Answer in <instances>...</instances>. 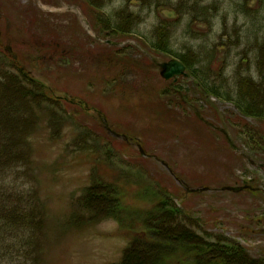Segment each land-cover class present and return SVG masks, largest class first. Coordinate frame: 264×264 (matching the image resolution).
<instances>
[{
  "label": "rangeland",
  "instance_id": "rangeland-1",
  "mask_svg": "<svg viewBox=\"0 0 264 264\" xmlns=\"http://www.w3.org/2000/svg\"><path fill=\"white\" fill-rule=\"evenodd\" d=\"M181 57L206 59L226 100L163 78ZM0 77V124L30 134L17 181L45 218L35 264H154L136 214L166 201L173 236L264 256V151L233 123L264 127L233 101L264 112V0H0ZM245 181L257 193L222 189Z\"/></svg>",
  "mask_w": 264,
  "mask_h": 264
},
{
  "label": "trees",
  "instance_id": "trees-1",
  "mask_svg": "<svg viewBox=\"0 0 264 264\" xmlns=\"http://www.w3.org/2000/svg\"><path fill=\"white\" fill-rule=\"evenodd\" d=\"M152 47L159 50L158 45L154 43ZM180 59L187 66L188 76L196 80L195 90L201 95L209 96L210 94L218 95L222 93L220 92L222 87H218L215 80V76L218 75L216 73L219 72L212 70L208 73L206 69H201V67L207 68V65H204L207 63L206 59H198L197 62H206L201 65H196L197 62L191 63L185 57ZM189 59L191 60V58ZM134 63L130 66H133L134 69L138 68L137 63ZM26 77L32 80L31 77ZM41 85L44 86L43 84ZM44 90L47 92V97H53L46 88ZM240 91L241 93L245 92V88L241 87ZM176 95L178 100L183 103H189L185 95ZM241 100L242 97H239L233 101L242 115L252 116L255 119H261V121L264 120L262 119L264 118L263 111L257 110V107L254 108L249 104L244 105ZM233 123L236 126L241 125L240 128L247 135L248 142L254 146V149L264 151V127H261V124L260 127H256V125L241 119L240 116ZM27 134L19 135L17 140L9 139V135L12 134L2 123L0 124V264H35L34 261L37 258L35 225L39 228L38 224L45 221L36 198L34 199L32 194H26L22 189H18L20 186L17 181L19 172L26 163L32 161V154L22 149V147L26 148L28 143L30 134ZM93 180L95 181H92V184L87 186L85 193L78 199V205L83 202L81 206L82 212L91 213L84 206L86 205L85 198L91 193L92 188L100 186L95 178ZM251 190L253 193L258 191L257 188H251ZM110 197L115 201L116 209L113 217H118L117 214H121L122 210L120 191L118 190L115 194L111 192ZM166 203L167 201L158 203L151 208L149 213L145 211L143 214H136L140 224L142 223L143 225V231L137 232L133 236L134 242L132 244L143 243L144 245H151L152 247L150 248L157 251L154 264H264L263 255L255 257L250 255L247 249L245 250L247 253L244 254L239 244H226L219 239L215 242L198 243L186 240L183 237L173 236L174 234L169 231L176 230V227H173L166 216L161 214L165 208L163 204ZM75 215L77 216V214H72V220ZM82 215L84 216V214ZM160 218L163 221L159 222L158 219ZM132 223L134 224V222ZM163 233L169 234L166 236Z\"/></svg>",
  "mask_w": 264,
  "mask_h": 264
},
{
  "label": "water",
  "instance_id": "water-1",
  "mask_svg": "<svg viewBox=\"0 0 264 264\" xmlns=\"http://www.w3.org/2000/svg\"><path fill=\"white\" fill-rule=\"evenodd\" d=\"M86 24H88V23L86 22ZM159 67L161 69V76L167 80L171 79L173 77L179 76V75H185V76L187 75L186 65L182 61H180L179 59H176V58H172L169 61L159 63ZM139 147H140L141 153L146 154L144 149L141 146H139ZM165 165L167 167V164H165ZM181 183L185 186L186 190L189 192H199L203 189H207V188H202V187L190 188L188 186V184H186V182L181 181ZM243 189H244V187H242V186H239V187H231V186L223 187V190H233L236 192L241 191Z\"/></svg>",
  "mask_w": 264,
  "mask_h": 264
},
{
  "label": "flooded vegetation",
  "instance_id": "flooded-vegetation-1",
  "mask_svg": "<svg viewBox=\"0 0 264 264\" xmlns=\"http://www.w3.org/2000/svg\"><path fill=\"white\" fill-rule=\"evenodd\" d=\"M179 77H180V76H179ZM179 77L173 78V79H172L173 82L176 83V82L178 81ZM181 77H184V76H181ZM186 77H187V76H185L184 78H186ZM170 81H171V79H170ZM171 84H172V82H171ZM173 84H174V83H173ZM175 87H177V86H175ZM174 90H176L180 96H183V95H184V93L182 92L181 89L174 88ZM180 92H182V94H181ZM209 96H210V97L215 96V97L218 98L219 100H226V97H225V94H224V93H219L218 95H216V94H210ZM227 100H229V99H227ZM221 132L224 134V136H227V138H228V134H227V132H225L224 130H221Z\"/></svg>",
  "mask_w": 264,
  "mask_h": 264
}]
</instances>
